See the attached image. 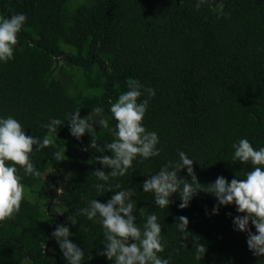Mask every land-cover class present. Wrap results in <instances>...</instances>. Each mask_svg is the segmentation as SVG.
Here are the masks:
<instances>
[{
  "label": "trees",
  "instance_id": "16d2710c",
  "mask_svg": "<svg viewBox=\"0 0 264 264\" xmlns=\"http://www.w3.org/2000/svg\"><path fill=\"white\" fill-rule=\"evenodd\" d=\"M15 13L27 21L18 34L19 50L0 63V116H13L26 135L49 144L32 156L40 177L20 170L27 197L14 218L0 221V264H57L45 252L51 243L48 252L66 264L52 227L67 223L88 200L104 203L112 193L98 196L93 187V171L101 167L95 160L102 154L83 150L88 134L77 140L67 123L55 134L42 125L50 118L64 123L75 110L83 118L100 106L114 127L108 109L132 79L155 90L143 124L157 133L161 153L134 161L124 177L109 183L132 189L137 209L158 216L167 241L160 256L170 257V264H264V257L249 251L247 234L234 230L233 217L243 215L234 204L219 206L200 191L187 208L180 209L173 194L168 208L160 209L140 187L177 160L178 151L195 160L201 185L218 176L243 179L251 169L232 159V144L246 138L254 149L264 147V0H0V17ZM114 139L109 129L97 127L99 146ZM179 175L191 179L186 170ZM180 216L189 221L185 248L174 225ZM77 219L71 239L85 252V264H112L97 254L103 249L100 225ZM249 229L255 233L251 223ZM193 237L205 248L199 261Z\"/></svg>",
  "mask_w": 264,
  "mask_h": 264
},
{
  "label": "clouds",
  "instance_id": "9594fccd",
  "mask_svg": "<svg viewBox=\"0 0 264 264\" xmlns=\"http://www.w3.org/2000/svg\"><path fill=\"white\" fill-rule=\"evenodd\" d=\"M26 21L27 17L23 13L0 17V63L11 61L14 51L19 50L16 48L17 38ZM154 96L153 88H145L140 81L132 79L128 83V90L121 93L108 109L117 122L114 127L109 128L103 115L104 109L100 106L93 107L91 113L83 118L80 110H75L65 115L64 123L60 119L50 118L48 123L42 125L49 134H55L59 126L67 123L70 135L77 140L88 134L91 140L83 150L90 148L94 153L102 154L95 160L101 167L93 171L98 181L93 187L98 196L112 193L111 198L104 203L96 198L88 200L85 207L67 216V223L55 227L52 238L66 264H85L86 261L85 252L72 242L70 232V226L77 225V217L80 216L100 225L103 239L99 242L103 249L98 250L97 254L112 264H170V257L160 256L167 247V241L162 235V225L155 212H148L143 207L137 209L132 189H121L120 183H109L110 178L124 177L134 161L160 156L157 133L147 130L143 124L149 102ZM97 127L109 129L116 139L99 146L96 140ZM48 144V139L26 135L21 122L13 116H0V221L12 219L20 211L21 201L27 197L20 170L25 176L40 177L41 172L33 164L32 156ZM232 148L234 161L252 166L243 179L228 181L218 176L211 184L201 185L192 167L195 160L185 152L178 151L177 160L160 167L140 187L143 192L152 194L154 204L160 209L168 208L173 194L179 196L178 207L187 208L193 196L200 191L212 194L219 206L234 204L236 212L243 214L233 217L234 230L247 234L246 244L254 256L264 257V147L254 149L248 139L241 138L232 144ZM59 156L56 153L57 159ZM181 170H186L191 179L181 177ZM212 214H218L216 205L213 206ZM137 220L140 222L137 223ZM188 223L187 217L180 216L174 224L181 234L184 248L182 241L189 236ZM250 223L255 233L249 229ZM192 251L198 261L205 253L204 246L195 237ZM90 259L88 255L87 260Z\"/></svg>",
  "mask_w": 264,
  "mask_h": 264
},
{
  "label": "water",
  "instance_id": "95a60500",
  "mask_svg": "<svg viewBox=\"0 0 264 264\" xmlns=\"http://www.w3.org/2000/svg\"><path fill=\"white\" fill-rule=\"evenodd\" d=\"M52 191H53V190H52ZM52 191H51V194H52ZM52 195H53V194H52ZM53 200H54V197L52 198V200H51L50 203H49L48 211H49L50 208H51V205H52ZM58 217H59V221H58V222H60L62 219H61L60 216H58ZM53 231H54V227H52V232H53ZM52 244H54V243H51V244H49V245L46 246V248H45L46 255H47V256L55 257L56 260H57V264H59L58 258H57L54 254H50V253L48 252V248H49V246L52 245Z\"/></svg>",
  "mask_w": 264,
  "mask_h": 264
},
{
  "label": "rangeland",
  "instance_id": "374dc122",
  "mask_svg": "<svg viewBox=\"0 0 264 264\" xmlns=\"http://www.w3.org/2000/svg\"><path fill=\"white\" fill-rule=\"evenodd\" d=\"M60 209H62V208H60Z\"/></svg>",
  "mask_w": 264,
  "mask_h": 264
}]
</instances>
